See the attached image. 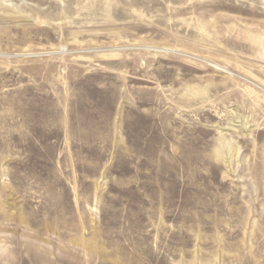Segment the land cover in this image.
Returning a JSON list of instances; mask_svg holds the SVG:
<instances>
[{
	"label": "rangeland",
	"instance_id": "374dc122",
	"mask_svg": "<svg viewBox=\"0 0 264 264\" xmlns=\"http://www.w3.org/2000/svg\"><path fill=\"white\" fill-rule=\"evenodd\" d=\"M0 264H264V0H0Z\"/></svg>",
	"mask_w": 264,
	"mask_h": 264
},
{
	"label": "bare ground",
	"instance_id": "6f19581e",
	"mask_svg": "<svg viewBox=\"0 0 264 264\" xmlns=\"http://www.w3.org/2000/svg\"><path fill=\"white\" fill-rule=\"evenodd\" d=\"M200 59H201V58H200ZM210 63H211V62H210ZM210 63H209V64H210ZM212 64H213V63H212ZM212 64H211V65H212ZM212 66H213V65H212ZM215 66H216L217 68L220 67L219 65H216V64H215ZM219 69H220V68H219ZM219 71H220V70H219ZM221 71H222V70H221ZM223 71H224V70H223Z\"/></svg>",
	"mask_w": 264,
	"mask_h": 264
}]
</instances>
